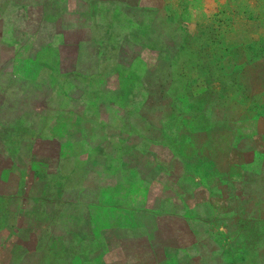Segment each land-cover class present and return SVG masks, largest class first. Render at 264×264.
<instances>
[{
  "label": "rangeland",
  "instance_id": "rangeland-1",
  "mask_svg": "<svg viewBox=\"0 0 264 264\" xmlns=\"http://www.w3.org/2000/svg\"><path fill=\"white\" fill-rule=\"evenodd\" d=\"M65 3L81 48L55 35L53 92L22 66L49 104L0 159V193L23 165L22 198L0 202V264H66L134 203L113 246L126 264H264V0ZM97 182L130 198L100 199Z\"/></svg>",
  "mask_w": 264,
  "mask_h": 264
},
{
  "label": "crops",
  "instance_id": "crops-1",
  "mask_svg": "<svg viewBox=\"0 0 264 264\" xmlns=\"http://www.w3.org/2000/svg\"><path fill=\"white\" fill-rule=\"evenodd\" d=\"M66 1L68 0H0V159H2V161L7 159V152H13L14 156L17 157V153L19 156L21 155L23 146L26 147L22 142L24 127L26 124H31L29 128H35L33 119H39L37 113L39 99L41 98L46 104H49L47 92L41 96L39 90H35L33 93L32 89L33 87L36 89L44 87L46 83L44 82L43 85L40 86L37 82H33V80L29 82L24 81L23 78L25 77L22 74V66L28 68L34 67L36 72L40 70H45L48 74L50 72V89L51 92H53L55 74L54 63L57 53L53 43L55 35L61 34L64 40H78L77 48H81L82 37H80V34L75 38H71L68 33L70 32L69 26L71 24H76L75 26L77 28H80L81 24L80 22L76 23V21L71 22L69 20V8H67ZM55 6H57L58 12H54V14L51 15L49 9ZM65 11L66 14H64ZM65 34H67V36ZM82 43L83 46H85V43ZM62 45L65 47L73 46V44L64 43ZM31 78L36 79L37 74L35 77ZM49 80H47V82ZM46 88L49 89V86L47 85ZM48 115L51 116V113H48ZM49 118L50 117L47 116V119ZM51 118L52 120L55 119L54 116H51ZM118 132L122 131L119 129L117 133ZM124 133L128 136L133 135V133L129 131ZM12 137H14V141L11 140ZM12 144H14L13 147H11ZM129 147L131 148L132 146L130 145ZM114 151L117 152V149ZM149 151H147V153L150 154L145 152L146 154L144 155L145 157L148 156L147 158H150L152 161V164L149 166L152 172L156 171V168L164 169V163L156 161V158H154ZM119 156L122 158L121 155ZM9 157L12 156L10 155ZM117 157L118 156L111 158L110 161L104 165V168H110L111 163L116 162L115 159ZM34 161L35 159H32L30 164L33 165ZM11 164H13L14 170L9 169H12ZM27 165H29V163ZM8 166L9 168L3 169L1 174L2 176H12V174H14V191L0 193V202L7 200L16 201L19 199V196L21 198L23 196L21 189L22 185L19 186L23 181V165L16 161L10 162ZM32 168H30V173L33 172ZM51 170V174L50 171H48V178L54 176L55 166H51ZM110 176V179L114 176L116 184L121 182L116 174ZM144 176L147 177V175ZM140 179L143 185L147 183L141 174ZM111 183L110 181V184ZM94 189L95 191H100V199H103V190L108 192V196L112 200H126L130 198L128 194L123 198L118 197L113 186L105 189L100 182L96 183ZM141 203V206L145 205V201ZM137 206L138 204L134 203L131 209H125L124 212H119L117 208V213L114 214L115 216H110L109 219L106 220V226L99 230L98 234L95 236V240L90 241L89 247L91 250L89 249L84 252L76 253L74 256L71 255L67 260V264H126L128 257H119L118 253L114 252L113 246L115 242L120 244L119 232L125 230L122 229L120 224L132 223L133 220L135 221V215L139 214V212L135 211V209L137 210ZM148 213L154 216L156 215L154 211H148ZM126 229L129 230L128 227ZM103 232L110 234L111 238L114 239H111V242H109L103 237ZM53 243L54 241L52 244ZM62 244H65V242H62Z\"/></svg>",
  "mask_w": 264,
  "mask_h": 264
},
{
  "label": "trees",
  "instance_id": "trees-1",
  "mask_svg": "<svg viewBox=\"0 0 264 264\" xmlns=\"http://www.w3.org/2000/svg\"><path fill=\"white\" fill-rule=\"evenodd\" d=\"M26 253H29V251L27 250V251H25ZM73 252V256H74V254H76V251H72ZM51 254H52V256L55 258V257H57L59 254H61V250H51ZM30 255V254H29ZM66 264H67V262H66ZM69 264V263H68Z\"/></svg>",
  "mask_w": 264,
  "mask_h": 264
}]
</instances>
